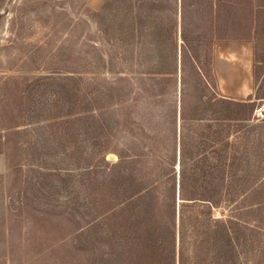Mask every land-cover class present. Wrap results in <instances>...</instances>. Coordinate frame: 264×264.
Masks as SVG:
<instances>
[{"label": "rangeland", "instance_id": "rangeland-1", "mask_svg": "<svg viewBox=\"0 0 264 264\" xmlns=\"http://www.w3.org/2000/svg\"><path fill=\"white\" fill-rule=\"evenodd\" d=\"M180 1L0 0V264H264V0Z\"/></svg>", "mask_w": 264, "mask_h": 264}, {"label": "crops", "instance_id": "crops-1", "mask_svg": "<svg viewBox=\"0 0 264 264\" xmlns=\"http://www.w3.org/2000/svg\"><path fill=\"white\" fill-rule=\"evenodd\" d=\"M213 71L222 97L249 99L253 93V44L250 41L216 43ZM6 167V157L0 153V175Z\"/></svg>", "mask_w": 264, "mask_h": 264}, {"label": "trees", "instance_id": "trees-1", "mask_svg": "<svg viewBox=\"0 0 264 264\" xmlns=\"http://www.w3.org/2000/svg\"><path fill=\"white\" fill-rule=\"evenodd\" d=\"M179 9L181 11V19H182L183 16H184V11H185V2H184V0H181L179 6H176V9H175L176 12L174 14L176 20H177V15H178L177 13H178Z\"/></svg>", "mask_w": 264, "mask_h": 264}, {"label": "built area", "instance_id": "built-area-1", "mask_svg": "<svg viewBox=\"0 0 264 264\" xmlns=\"http://www.w3.org/2000/svg\"><path fill=\"white\" fill-rule=\"evenodd\" d=\"M259 111H261V109H259Z\"/></svg>", "mask_w": 264, "mask_h": 264}]
</instances>
